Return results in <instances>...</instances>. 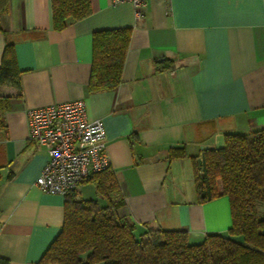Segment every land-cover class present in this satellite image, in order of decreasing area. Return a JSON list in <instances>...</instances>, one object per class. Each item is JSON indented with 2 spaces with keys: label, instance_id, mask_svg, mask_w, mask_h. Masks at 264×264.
I'll use <instances>...</instances> for the list:
<instances>
[{
  "label": "crops",
  "instance_id": "obj_1",
  "mask_svg": "<svg viewBox=\"0 0 264 264\" xmlns=\"http://www.w3.org/2000/svg\"><path fill=\"white\" fill-rule=\"evenodd\" d=\"M2 1L0 62L13 45L21 95L0 90V260L37 264L62 228L65 197L35 186L46 152L28 141L26 114L79 99L103 123L118 216L137 235L145 226L184 231L192 244L226 235L228 198L200 202L194 175L226 135L264 129V0H150L140 21L128 3L89 0L91 14L60 32L51 0ZM118 29L130 30L121 82L92 92L93 35ZM89 185L78 200L92 199Z\"/></svg>",
  "mask_w": 264,
  "mask_h": 264
},
{
  "label": "trees",
  "instance_id": "obj_2",
  "mask_svg": "<svg viewBox=\"0 0 264 264\" xmlns=\"http://www.w3.org/2000/svg\"><path fill=\"white\" fill-rule=\"evenodd\" d=\"M51 12L52 28L60 32L91 14L90 1L51 0ZM129 41V29L93 35L92 92L119 86ZM19 75L14 47L6 44L0 90L10 86L20 96ZM203 160V171L195 170L196 192L200 202L228 198L231 226L226 235H206L195 244L184 231L145 226L137 235L136 224L118 216L124 202L108 168L84 183L94 186L95 199L78 200L77 189L64 196L62 228L37 264H264V217L258 214L264 206V129L226 135L223 146L207 150Z\"/></svg>",
  "mask_w": 264,
  "mask_h": 264
},
{
  "label": "built area",
  "instance_id": "obj_3",
  "mask_svg": "<svg viewBox=\"0 0 264 264\" xmlns=\"http://www.w3.org/2000/svg\"><path fill=\"white\" fill-rule=\"evenodd\" d=\"M150 0H112L134 7L137 21ZM28 141L46 152L35 181L39 191L65 196L108 168L103 123L92 120L83 99L27 111Z\"/></svg>",
  "mask_w": 264,
  "mask_h": 264
},
{
  "label": "rangeland",
  "instance_id": "obj_4",
  "mask_svg": "<svg viewBox=\"0 0 264 264\" xmlns=\"http://www.w3.org/2000/svg\"><path fill=\"white\" fill-rule=\"evenodd\" d=\"M84 185H87V184H84ZM85 197L86 198L91 197L92 199H94L96 197V195L94 194V188H93V186L91 184L88 186V188L85 189ZM258 214H259L260 217H264V206H262V205L259 206Z\"/></svg>",
  "mask_w": 264,
  "mask_h": 264
}]
</instances>
